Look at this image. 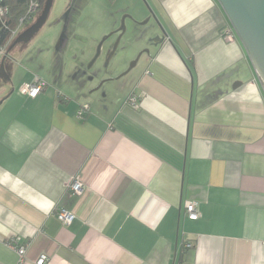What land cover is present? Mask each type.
Returning <instances> with one entry per match:
<instances>
[{
	"label": "crops",
	"instance_id": "crops-1",
	"mask_svg": "<svg viewBox=\"0 0 264 264\" xmlns=\"http://www.w3.org/2000/svg\"><path fill=\"white\" fill-rule=\"evenodd\" d=\"M146 1L166 38L143 39L149 54L109 93L19 75L22 61L5 59L0 264H18L12 236L23 264H264V82L237 35L222 36L217 0ZM35 77L43 90L20 93Z\"/></svg>",
	"mask_w": 264,
	"mask_h": 264
},
{
	"label": "rangeland",
	"instance_id": "rangeland-1",
	"mask_svg": "<svg viewBox=\"0 0 264 264\" xmlns=\"http://www.w3.org/2000/svg\"><path fill=\"white\" fill-rule=\"evenodd\" d=\"M73 1L75 6L64 21L65 9L72 0H54L47 22L24 51L25 60L10 55L16 62H24L19 64L26 72L19 69V75L36 73L41 79H50V83L57 78L58 86L72 87L75 92L83 86L92 95L105 90L109 93V89L120 87L132 71H128L131 63L145 49L143 39H147V46L149 38L156 36L155 23L152 19L142 23L149 17L142 0ZM124 16L129 17L124 19L126 29L106 62L118 37L114 32ZM62 35L64 41L58 43ZM133 70L136 72L138 65ZM16 81L15 75L13 83Z\"/></svg>",
	"mask_w": 264,
	"mask_h": 264
},
{
	"label": "water",
	"instance_id": "water-1",
	"mask_svg": "<svg viewBox=\"0 0 264 264\" xmlns=\"http://www.w3.org/2000/svg\"><path fill=\"white\" fill-rule=\"evenodd\" d=\"M53 1L54 0L44 1L42 10L38 17L35 19V21L28 27H26L14 39V41L6 51V55L4 56V58H2L0 62V78L4 81L11 82L10 77L5 73V59L7 57H10V53L16 46L28 44L29 42H31L33 37L37 33H39V31L42 29V27L48 20L50 11L52 9ZM142 1L149 14V17L142 23H147L152 19L155 23L156 28L160 31V35L150 37L147 43L150 47L157 46L164 42V39L166 38V33L164 32V29L162 28L160 22L157 20L153 10L149 7L147 1ZM217 2L220 4L230 25L234 29L235 34L239 38L240 42L243 44L254 66L256 67L260 78L264 82V0H217ZM125 18L129 17L124 16L121 19L120 28L117 29L116 32H114L118 34V37L116 38V41L107 56L106 62L114 54L119 43L120 37L126 29L124 26ZM60 42H62V38L59 39L58 43ZM143 54L148 55L149 50L145 49L141 51L137 55L135 60L131 63L128 71H130L136 65V63Z\"/></svg>",
	"mask_w": 264,
	"mask_h": 264
},
{
	"label": "built area",
	"instance_id": "built-area-1",
	"mask_svg": "<svg viewBox=\"0 0 264 264\" xmlns=\"http://www.w3.org/2000/svg\"><path fill=\"white\" fill-rule=\"evenodd\" d=\"M6 1L7 0H0V36H5L3 43L0 44V62L6 55L8 46L14 41L18 34H20L26 28V26H29L31 23H33V21H35V18L40 12L41 2V0H26L23 14H21L18 18L13 19L10 13L9 5ZM234 34L235 32L231 25H224L222 36L226 40L233 41L235 37ZM45 86V82L35 77L32 83L23 84L19 88V91L24 95L34 98L43 90ZM127 103L133 108H136L138 106L139 100L137 97L131 96L127 99ZM87 110L88 106H83L78 112V115L82 116ZM68 187L76 195H80L82 192V184L78 179H74ZM183 211L184 215L192 221L198 220L201 216L196 202L186 203ZM56 215L58 220L65 226L70 224L74 219V215L64 209L58 210ZM19 242L20 239L18 237L12 236L7 240L6 245L16 252L18 256V264H23L25 261L27 245L24 243L21 244ZM46 259V256H41L35 262V264H46Z\"/></svg>",
	"mask_w": 264,
	"mask_h": 264
},
{
	"label": "trees",
	"instance_id": "trees-1",
	"mask_svg": "<svg viewBox=\"0 0 264 264\" xmlns=\"http://www.w3.org/2000/svg\"><path fill=\"white\" fill-rule=\"evenodd\" d=\"M44 1L45 0H41V2H40V11L42 10ZM6 2L9 5L10 13H11V16L13 19L18 18L21 14H23V12L25 10L26 0H7ZM4 38H5V36L4 37L0 36V44L3 43ZM10 45L8 46V48L10 47Z\"/></svg>",
	"mask_w": 264,
	"mask_h": 264
},
{
	"label": "flooded vegetation",
	"instance_id": "flooded-vegetation-1",
	"mask_svg": "<svg viewBox=\"0 0 264 264\" xmlns=\"http://www.w3.org/2000/svg\"><path fill=\"white\" fill-rule=\"evenodd\" d=\"M53 4H54V1H53ZM53 6V5H52ZM75 6V3L74 1L72 0V2H70L69 6L66 7L65 9V12H64V15H63V20L64 21H67V19L69 18V15H70V12L72 10V8H74ZM41 12V11H40ZM40 12L38 13V15L40 14ZM37 15V17H38ZM36 17V18H37ZM35 18V19H36ZM34 22V21H33ZM67 23V22H66ZM32 24V23H31ZM28 27V26H26ZM19 35V34H18ZM38 35V33L33 37V39ZM68 38V37H67ZM32 39V40H33ZM31 40V42H32ZM62 41H64V35H62ZM31 42H29L28 44H25V45H18L16 46L13 50H12V54H14L15 57L17 56H21L22 54H24V51L26 48H28V46L31 44ZM8 50V49H7Z\"/></svg>",
	"mask_w": 264,
	"mask_h": 264
}]
</instances>
